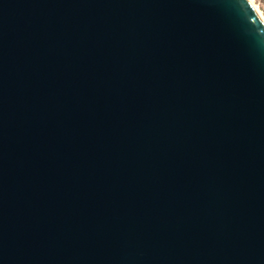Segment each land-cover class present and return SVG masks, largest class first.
I'll use <instances>...</instances> for the list:
<instances>
[{"label": "water", "instance_id": "obj_1", "mask_svg": "<svg viewBox=\"0 0 264 264\" xmlns=\"http://www.w3.org/2000/svg\"><path fill=\"white\" fill-rule=\"evenodd\" d=\"M0 264H264L247 0H0Z\"/></svg>", "mask_w": 264, "mask_h": 264}, {"label": "bare ground", "instance_id": "obj_2", "mask_svg": "<svg viewBox=\"0 0 264 264\" xmlns=\"http://www.w3.org/2000/svg\"><path fill=\"white\" fill-rule=\"evenodd\" d=\"M247 2L252 7V9L254 10V12L256 13V15L258 16V18L260 19V21L264 25V15L261 12V10L259 9L258 5L254 2V0H247Z\"/></svg>", "mask_w": 264, "mask_h": 264}, {"label": "rangeland", "instance_id": "obj_3", "mask_svg": "<svg viewBox=\"0 0 264 264\" xmlns=\"http://www.w3.org/2000/svg\"><path fill=\"white\" fill-rule=\"evenodd\" d=\"M254 2L258 5L259 9L264 15V0H254Z\"/></svg>", "mask_w": 264, "mask_h": 264}]
</instances>
